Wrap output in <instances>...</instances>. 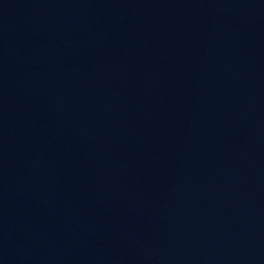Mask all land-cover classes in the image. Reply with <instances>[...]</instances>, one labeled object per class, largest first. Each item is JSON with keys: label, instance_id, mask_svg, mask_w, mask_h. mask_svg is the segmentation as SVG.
Instances as JSON below:
<instances>
[{"label": "water", "instance_id": "95a60500", "mask_svg": "<svg viewBox=\"0 0 264 264\" xmlns=\"http://www.w3.org/2000/svg\"><path fill=\"white\" fill-rule=\"evenodd\" d=\"M0 264H264V0H0Z\"/></svg>", "mask_w": 264, "mask_h": 264}]
</instances>
